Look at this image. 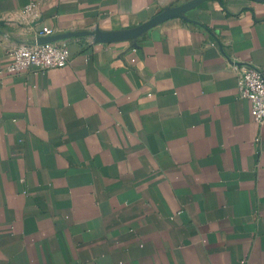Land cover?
<instances>
[{"label":"crops","instance_id":"obj_1","mask_svg":"<svg viewBox=\"0 0 264 264\" xmlns=\"http://www.w3.org/2000/svg\"><path fill=\"white\" fill-rule=\"evenodd\" d=\"M186 1L0 0V70L44 26L119 30ZM185 15L0 72V264H264V122L237 97L240 65L264 72V1Z\"/></svg>","mask_w":264,"mask_h":264},{"label":"built area","instance_id":"obj_2","mask_svg":"<svg viewBox=\"0 0 264 264\" xmlns=\"http://www.w3.org/2000/svg\"><path fill=\"white\" fill-rule=\"evenodd\" d=\"M41 33L50 34L51 29L44 26ZM4 52L10 58V62L0 72L9 75L28 71L43 72L64 66L71 58L67 45L58 41L45 43H38L36 40L22 41L5 48ZM237 97L250 101L251 116L255 122H264V72L260 68L249 63L238 67Z\"/></svg>","mask_w":264,"mask_h":264},{"label":"water","instance_id":"obj_3","mask_svg":"<svg viewBox=\"0 0 264 264\" xmlns=\"http://www.w3.org/2000/svg\"><path fill=\"white\" fill-rule=\"evenodd\" d=\"M205 0H188L175 6H166L161 11L157 12L149 19L129 28L119 30H102L95 27L91 30L70 31L65 33L48 34L40 36L37 40L38 43L54 42L60 39L74 37V36H88L94 43L102 42H116L123 40H136L138 36L150 29L151 27L172 17H180L188 19L185 12L197 6ZM264 1V0H256Z\"/></svg>","mask_w":264,"mask_h":264}]
</instances>
